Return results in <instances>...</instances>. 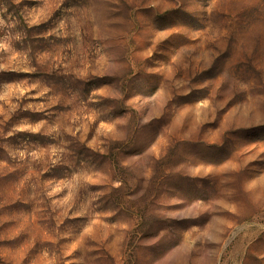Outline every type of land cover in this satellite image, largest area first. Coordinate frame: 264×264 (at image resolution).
I'll return each mask as SVG.
<instances>
[{
    "label": "rangeland",
    "instance_id": "1",
    "mask_svg": "<svg viewBox=\"0 0 264 264\" xmlns=\"http://www.w3.org/2000/svg\"><path fill=\"white\" fill-rule=\"evenodd\" d=\"M0 264H264V0H0Z\"/></svg>",
    "mask_w": 264,
    "mask_h": 264
}]
</instances>
